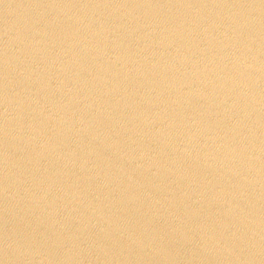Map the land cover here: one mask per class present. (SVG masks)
<instances>
[{
    "label": "water",
    "instance_id": "water-1",
    "mask_svg": "<svg viewBox=\"0 0 264 264\" xmlns=\"http://www.w3.org/2000/svg\"><path fill=\"white\" fill-rule=\"evenodd\" d=\"M0 264H264V0H0Z\"/></svg>",
    "mask_w": 264,
    "mask_h": 264
}]
</instances>
